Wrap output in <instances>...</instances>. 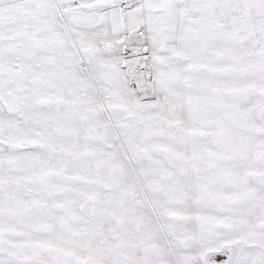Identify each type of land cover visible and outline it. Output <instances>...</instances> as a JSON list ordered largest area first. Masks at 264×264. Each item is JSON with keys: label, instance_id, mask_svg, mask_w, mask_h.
Segmentation results:
<instances>
[{"label": "snow or ice", "instance_id": "1", "mask_svg": "<svg viewBox=\"0 0 264 264\" xmlns=\"http://www.w3.org/2000/svg\"><path fill=\"white\" fill-rule=\"evenodd\" d=\"M0 264H264V0H0Z\"/></svg>", "mask_w": 264, "mask_h": 264}]
</instances>
